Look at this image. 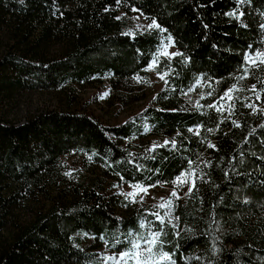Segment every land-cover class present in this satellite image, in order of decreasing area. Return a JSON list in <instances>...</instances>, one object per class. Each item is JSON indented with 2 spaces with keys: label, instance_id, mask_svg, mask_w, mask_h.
Here are the masks:
<instances>
[{
  "label": "trees",
  "instance_id": "obj_1",
  "mask_svg": "<svg viewBox=\"0 0 264 264\" xmlns=\"http://www.w3.org/2000/svg\"><path fill=\"white\" fill-rule=\"evenodd\" d=\"M118 7L158 27L128 28ZM168 42L180 55H162ZM259 49L264 0H0V96L140 77L150 63L164 77L119 123L0 118V264H116L130 231L160 232L154 252L171 259L150 264H264V66L245 60ZM86 166L112 181L84 178ZM181 175L171 208L111 192Z\"/></svg>",
  "mask_w": 264,
  "mask_h": 264
},
{
  "label": "rangeland",
  "instance_id": "obj_2",
  "mask_svg": "<svg viewBox=\"0 0 264 264\" xmlns=\"http://www.w3.org/2000/svg\"><path fill=\"white\" fill-rule=\"evenodd\" d=\"M117 13L122 15L128 28L144 29L152 24L134 9L118 7ZM237 14L241 16V12ZM177 52L178 49L169 42L161 51L162 55L167 58ZM256 53H264V50L248 51L246 56H252L257 63L254 65L251 60H248L247 63L255 67H263L264 64H259L260 58L256 56ZM160 77L161 75L153 71L152 63H150L145 70V75L121 81L95 80L82 85H74L70 87L72 90L64 89L62 91H15L10 95L0 96V118L7 123H21L28 116L45 110H79L92 113L104 124L119 123L150 103L153 95L162 86L163 80ZM193 98L194 93H190L187 98L189 104ZM75 158L76 156L72 155L66 156L63 161L69 164ZM81 171L84 178H98L103 186H107L112 181L106 175L104 176L100 168L96 166L92 168L86 166ZM189 184V175H181L168 185L157 184L150 187L139 185L140 187L137 188L136 185L121 184L116 187L111 186V192L118 190L119 194H127L132 203L161 205L166 204L171 192H175V196L181 198ZM47 191L51 195L57 192L51 188H47ZM119 194L116 197L120 198ZM33 205L35 204H31L29 207ZM28 212V209L25 208L17 213V217L22 220Z\"/></svg>",
  "mask_w": 264,
  "mask_h": 264
},
{
  "label": "snow or ice",
  "instance_id": "obj_3",
  "mask_svg": "<svg viewBox=\"0 0 264 264\" xmlns=\"http://www.w3.org/2000/svg\"><path fill=\"white\" fill-rule=\"evenodd\" d=\"M118 2H119V0H118ZM155 27H158V25H156L155 21H153V23L149 25V28H155ZM174 55H180V53H175ZM256 56L260 58L259 64H264V53H256ZM245 60H246V62L248 60H251L254 65L257 63L256 59H254L250 55L246 56ZM245 71H247V69H245ZM160 78L164 79L163 76H161ZM241 78H243V77H241ZM254 90L255 89H253V91ZM224 95H225V97H227L229 95V93H225ZM223 98L224 97H221V99H223ZM165 143H167V142H165ZM209 147H212V146L209 145ZM135 187L139 188L140 186L136 185ZM129 195H131V194H129ZM172 195L175 196L176 193L173 192ZM159 207L171 208V201H169L167 203V205L161 204ZM160 222L163 223V220H161ZM144 226H145L144 223L141 222L140 227L143 228ZM133 235L134 234L131 231L128 233V236L130 237L129 243L131 244V248L127 251L120 253L119 259L116 261V264H120L121 261H124L125 264H127L128 260H134L136 262V264H150V262L153 260V258L157 254L160 256V259H162V260H170L171 259V257L167 253H156V252H154V248L159 243V236H160L159 231L154 232V233H150L149 237H145L143 234H140L138 239H131V237H133ZM141 241L144 242V247L141 246ZM109 259H115V258L109 257Z\"/></svg>",
  "mask_w": 264,
  "mask_h": 264
}]
</instances>
